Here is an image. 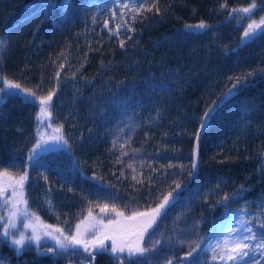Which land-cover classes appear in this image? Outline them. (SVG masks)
<instances>
[{"label": "trees", "instance_id": "obj_1", "mask_svg": "<svg viewBox=\"0 0 264 264\" xmlns=\"http://www.w3.org/2000/svg\"><path fill=\"white\" fill-rule=\"evenodd\" d=\"M155 211L136 252L72 240ZM83 263L264 264V0H0V264Z\"/></svg>", "mask_w": 264, "mask_h": 264}, {"label": "rangeland", "instance_id": "obj_2", "mask_svg": "<svg viewBox=\"0 0 264 264\" xmlns=\"http://www.w3.org/2000/svg\"><path fill=\"white\" fill-rule=\"evenodd\" d=\"M251 34H247L250 36ZM53 143L46 135L39 144V150L51 147ZM159 211L152 212L140 218L115 216L111 219L93 218L81 222L72 232V240L81 249L89 251L97 248H110L114 252H136L140 249L139 231L149 223ZM250 215V214H249ZM250 222L246 214L239 211L228 216L219 223L209 237L208 246L211 249L218 248L221 255L228 261H234L245 251L257 247V241L251 231ZM65 236V235H63ZM82 257L86 256L84 253ZM85 264V263H83Z\"/></svg>", "mask_w": 264, "mask_h": 264}]
</instances>
